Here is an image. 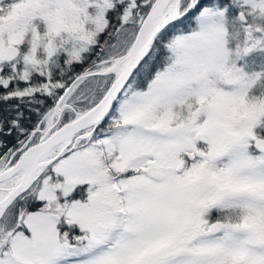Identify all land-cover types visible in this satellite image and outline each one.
Segmentation results:
<instances>
[{"label":"snow or ice","instance_id":"1","mask_svg":"<svg viewBox=\"0 0 264 264\" xmlns=\"http://www.w3.org/2000/svg\"><path fill=\"white\" fill-rule=\"evenodd\" d=\"M0 264H264V0H0Z\"/></svg>","mask_w":264,"mask_h":264}]
</instances>
